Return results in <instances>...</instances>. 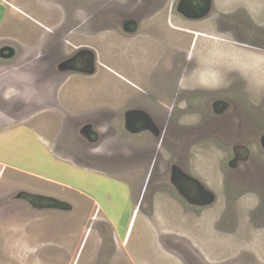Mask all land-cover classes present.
Segmentation results:
<instances>
[{"label":"rangeland","instance_id":"1","mask_svg":"<svg viewBox=\"0 0 264 264\" xmlns=\"http://www.w3.org/2000/svg\"><path fill=\"white\" fill-rule=\"evenodd\" d=\"M180 1L0 0V44L20 49L16 63L0 64V264H264V0H212L199 20L177 12ZM126 17L134 37L120 27ZM89 46L97 73L64 76L38 101L30 62L41 70L45 56L55 63ZM139 104L159 112L160 127L173 112L160 146L168 163L155 161L148 131L124 136L123 111ZM101 115L103 156L79 135ZM202 121L206 139L174 140ZM178 152L190 154L182 165L214 203L192 206L174 188ZM21 190L73 210L1 205Z\"/></svg>","mask_w":264,"mask_h":264},{"label":"flooded vegetation","instance_id":"2","mask_svg":"<svg viewBox=\"0 0 264 264\" xmlns=\"http://www.w3.org/2000/svg\"><path fill=\"white\" fill-rule=\"evenodd\" d=\"M106 2H107V5H108L109 2L108 1H106ZM194 3H196V4H198V5L202 6V7L205 6L204 1H202V0H194ZM176 10L178 12L179 5L177 6ZM118 12L121 13V14L124 13V8L123 7H119L118 8ZM127 19H128V17L124 18L120 22V27H121V29H123L124 33H126L125 35L128 34V30H129L127 26H130L131 24H133V23H131L132 19H130L128 21H127ZM186 19H188V18H186ZM189 20H192V19H189ZM133 22H135V23L133 24L132 31H133V29L136 28V25H137V23H136L135 20H133ZM109 31H112V28H110ZM101 32L102 33H108L105 30H103ZM101 32H96V29L93 28L91 33H93V35H96V34H99ZM127 36L128 37H134L135 34L134 35H129L128 34ZM89 49H90V46H89ZM62 53L64 54V52H62ZM111 54L112 53H110L109 55H107V57L110 58ZM71 56H70V58H71ZM59 57H62V55L59 54L58 58ZM121 57L125 58V56L123 54L121 55ZM51 58H52V56L51 57L45 56L43 60L40 59L42 61V63H43L41 70H38L37 69V67H38L37 64H36L35 67H34L35 63L34 64H31V66L35 69V70H32V73H60V72H58V70H56L55 65L58 64V62L62 61V59L55 61V63H51L49 61V59H51ZM134 62L132 63V66L133 67H134ZM87 63H88V58H84L82 56H79V57H76L75 59H73L71 61L70 66H71L72 70H74V69H79V68H85L87 66ZM126 67H127V61H126ZM70 73H76V72H73L72 71ZM80 75H83V74H80ZM226 107H227L226 105L225 106L223 105L222 106V111L225 110ZM149 108L150 107H148L147 105H143V104L136 105L135 107L134 106H131V107L125 108L124 111H123V114H122V116H123L122 126L124 128V130H122V131H126V133L124 134L125 137H127V134H129V135H139L141 133L140 132L138 133L136 131H139L141 129H145L143 131H148V133H151V135L154 137V139L155 138L158 139L157 140V144H156L157 145V155L155 157V161L157 159L156 162L160 161L161 163H163V162L168 163L161 156L160 146L166 141V138L168 136L167 130L170 129L171 121L174 122L173 124H174V126H176L175 125V122L176 121L173 120V115H172L173 112H170V114H168V116H166V118L164 120L162 119L163 124H166V126L163 125V127H160V125L158 123V120H161L159 118L160 115H158L159 112L156 115L155 114L156 112H153ZM139 109L146 110V113H144V114L138 113L137 114V112H135V111H138ZM41 112H38V113H41ZM218 113H220V112H218ZM103 117L104 116L101 115L97 119H93V120L87 121L88 123L87 124L84 123L85 125L84 124H81L80 125V122L79 121H77V124H76V125H78V127L80 125V127L82 129V132H85V134L84 133H79L80 137L84 140L85 144L89 148H91L93 150H96V151L100 150L99 153L102 156L105 154V150H106L104 148L103 144H101V139L104 138V135L106 134V132L104 133V129L106 127L105 126L106 125V120L104 118L102 121H100V119L103 118ZM72 120H73V118H72ZM72 120L70 122L71 124H72V122L75 121V120H73V121ZM202 122H200L197 125L192 126L190 128H185V131L184 130H182V131L177 130L178 132L174 131V132H176L175 137H174V140H178L180 137H192L193 138L192 141H194L195 139L196 140L206 139V137L208 136V134L209 133H213V131H212V129L210 127H208L207 123H205L204 121H202ZM152 125L154 126V129L155 130L153 129V126ZM230 127H233L232 129H238V131L240 129V132H241V129H242V127H241V121H240V123L237 126L236 121L231 116V118H230ZM143 131L141 130L142 133H143ZM241 134H242V136H244L245 130H243ZM217 138H218V134H217ZM122 140H124V137L122 138ZM192 141H191V143H192ZM106 147H107V149L114 148L113 146H106ZM108 151L109 152H112V153L116 152V151H111V150H108ZM117 153L119 155H121L120 152L117 151ZM184 156L185 155H182L179 152L175 156V159H178L179 161L182 158H184L182 160L183 162L180 165L185 164L186 162H188L187 157L190 158V154L189 155H186L185 157ZM159 157L161 158L160 160H159ZM169 165L174 166L171 163H169ZM176 167H177V165H176ZM177 168H180L182 172L179 173V174H177L175 176L173 173H177L178 172V171L177 172H174V171L177 170ZM177 168L174 169V167H173L171 169V174H172L171 183H172V185H173L172 179L174 178L176 180V182L179 183L182 191L189 198H191V199H201V189H200V186L203 183L195 180L193 177H190L189 175H186V174H189V173H188V171L186 170V168L183 165L182 166H178ZM163 173H166V174L167 173H170V170L164 169ZM24 202L26 204H28L29 206H31L32 208L34 207L33 209H35L36 207H39V206L41 207V204H43V202H46L47 203L45 207H50V206H52V204L55 203V201L50 200V199H47L46 200V199L41 198V197L29 196V195L26 197V200ZM195 207H198V206H195ZM36 209H40V208H36ZM75 264H77V263H75Z\"/></svg>","mask_w":264,"mask_h":264},{"label":"water","instance_id":"3","mask_svg":"<svg viewBox=\"0 0 264 264\" xmlns=\"http://www.w3.org/2000/svg\"><path fill=\"white\" fill-rule=\"evenodd\" d=\"M205 3V6L202 7L196 3H194V0H181L179 4V13L185 16L188 19L192 20H199L202 18L207 17L211 13L212 9V0H202ZM185 8V9H184ZM135 20V19H133ZM131 21V23H135ZM132 24V25H133ZM129 35L134 34V30H128ZM74 55V56H73ZM70 58L67 57L65 60L62 59V61L58 62V64L55 65L56 70L60 73H28V80H29V85H34L36 88L40 87L37 92H38V97L41 96L43 97V100H46L47 97L49 96V93L51 91V88L57 87L58 82L62 83L63 77L71 74H83V75H94L97 73V54L95 53L94 50L92 49H78L75 51ZM20 56V49L17 45L15 44H9V43H2L0 44V64L4 65H11L14 64L18 61ZM82 56L84 58H88V63L85 68H79V69H74L72 70L70 63L73 59L76 57ZM69 58V59H68ZM31 64H34V62H31ZM32 67V66H31ZM33 68V67H32ZM53 69V68H52ZM76 72V73H70V72ZM36 84V85H35ZM138 113H146V110L139 109L138 111H135ZM152 124V123H151ZM153 126V125H152ZM154 129V126H153ZM142 131L145 129H141ZM141 130L136 131V132H141ZM155 130V129H154ZM155 132V131H154ZM261 146L264 149V134L261 136L260 140ZM178 167V166H177ZM175 167V168H177ZM178 171V172H177ZM177 173H173L175 176L179 173H181V169L177 168L176 171ZM189 175L190 174H186ZM191 177V176H190ZM173 185L175 189L179 192V194L184 197L187 203L191 204L192 206H198V207H205L208 204H212L217 200V197L215 193L211 192L207 186L202 184L200 186L201 189V199H191L189 198L181 189L180 185L176 180L173 178ZM200 182V181H199ZM36 196V197H41L44 199H50L55 201V206H50L51 209L61 211V212H70L73 210V206L65 201L53 198V197H44L41 195L37 194H32L28 191H17L13 194H11L8 198H6L2 203L4 205L8 203H13V202H18V201H25L27 196ZM40 210V209H39Z\"/></svg>","mask_w":264,"mask_h":264},{"label":"crops","instance_id":"4","mask_svg":"<svg viewBox=\"0 0 264 264\" xmlns=\"http://www.w3.org/2000/svg\"><path fill=\"white\" fill-rule=\"evenodd\" d=\"M8 4L10 5L9 2H8ZM161 13H164V12H161ZM183 25H184V24H183ZM169 26L172 27V25H171L170 22H169ZM189 27H190V24H188L187 26H185V30L187 31L188 34H190V35L192 34V36H193V35L195 36L196 33L193 34V31L190 30ZM194 36H193V39H194ZM201 37H203V38L206 39V40H207V39L210 40L212 36H209V35H202V34H201ZM135 61H136V62H135V66L139 67L138 70H140V65H141L142 63L140 62V60H139L137 57H136ZM150 62H154V60H153L152 57H151ZM122 65L126 68V69L123 68V69H125L126 73H134V74L131 75V76L124 75V76L127 78V79H126L127 82L135 83L137 86H135V85H133V86H135L137 89H139V88L141 87V86L138 84V82L140 81V80H139V75H138V73H139L140 71H138V73H137V68H135V70H136V71H135V70H133V69H128V67H126L124 64H122ZM108 70H109L110 72H112V73H117V72H118V71L116 72V70H115V71H114V70H111V69H108ZM121 71H123V70L120 69V70H119V73H122ZM130 77H131V78L134 77V79L131 80ZM131 85H132V84H131ZM35 93H36V92H35ZM36 94H37V93H36ZM36 98H37V97H36ZM47 98H48V97H47ZM37 100L40 101V102L44 101L43 99H40V98H38ZM133 214H134V216H132L133 219H132V222H131V228L128 230V233L126 234V237L129 238V239L131 238V236H130L131 231H130V230L132 229V226H133V224L135 223L134 221H135V219H136V215H137V214L135 215V212H134ZM131 234H132V233H131ZM136 253H138V252H136Z\"/></svg>","mask_w":264,"mask_h":264}]
</instances>
